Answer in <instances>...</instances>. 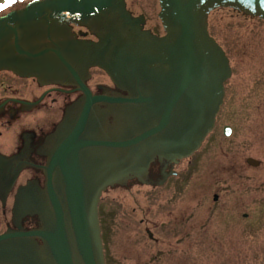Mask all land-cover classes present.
<instances>
[{
    "label": "water",
    "instance_id": "water-1",
    "mask_svg": "<svg viewBox=\"0 0 264 264\" xmlns=\"http://www.w3.org/2000/svg\"><path fill=\"white\" fill-rule=\"evenodd\" d=\"M159 4L161 37L144 29V17H133L125 0H35L0 17V71L53 83L68 81L77 67H99L125 93H87L80 121L61 131L43 195L30 185L15 201V219L38 215L42 226L29 230L17 221L1 235L0 264H105L101 193L142 181L155 160L195 156L213 132L232 69L208 17L227 8L221 11L264 27L254 19L264 20V0ZM71 23L87 26L98 42L72 40Z\"/></svg>",
    "mask_w": 264,
    "mask_h": 264
},
{
    "label": "flooded vegetation",
    "instance_id": "flooded-vegetation-1",
    "mask_svg": "<svg viewBox=\"0 0 264 264\" xmlns=\"http://www.w3.org/2000/svg\"><path fill=\"white\" fill-rule=\"evenodd\" d=\"M32 1L34 0H17L15 3L9 4L3 9L0 8V16L14 10L22 9ZM125 2L127 10L133 17H144L145 30H149L159 37L165 35V31L162 34H157L149 29L147 27L148 21L146 16L144 14L136 15L129 7L127 0H125ZM215 12L216 11H214V13ZM159 13L160 11L156 14V18L163 29L161 20L159 19ZM254 19L263 21L259 18ZM69 28L71 39L74 41L85 43L98 42V38L87 26L71 23ZM229 61L231 63L230 59ZM253 74L254 73L250 70L251 79H248L249 84L243 92L246 102L249 132H252L254 128V123L252 122L254 119L253 116H257L255 120H262V126L264 124V82H262L261 79V83L256 86L257 82H253ZM232 77L233 69L232 76L228 81H230ZM87 93L95 97L125 94L118 90L107 73L99 67H90L88 69L77 67L74 69V74L68 81H57L53 83H45L43 80H39L36 77L21 76L9 70L0 71V236L11 229H15V223L17 221L21 226L29 230L38 229L42 226V222L38 215L22 216L23 218L20 220L15 219V201L23 189L30 185L39 189L43 195L47 181L45 169L48 167L53 152L60 145V137L62 138L61 131L65 129L64 131L67 134L69 130L73 129V125L80 121L83 116V108L86 103ZM226 99L227 88L225 87L224 103L220 113L224 108ZM96 108L99 110L97 113L100 114L104 106L102 103H99L96 105ZM235 109H237L236 104L234 110ZM236 111H238V109ZM93 116L95 119H99L96 118L95 114ZM217 123L214 131L218 127ZM113 124H116V122H113ZM105 125L106 122H104L98 130L102 131ZM226 128L229 129L232 135L234 132L232 126H223L221 128L223 135L226 136ZM226 137L228 138L229 136ZM250 151L253 152L256 150L250 149ZM259 153V159L248 157L245 160V164L250 169L261 170L263 174L264 139L261 142ZM190 159H184L176 164L155 160V162L151 164L147 175L142 178V181L134 178L127 181L125 184L110 187L101 193L98 204V219L105 264L106 256L103 236L105 227L108 226L107 220H104V215L106 214L113 215L112 221L110 219V223L112 222L116 227L115 232L118 238L117 241L119 245L122 246V250L125 252L126 247L131 248L135 246L132 248L138 252L135 259H139L140 257L138 256L144 254L145 249H147L148 257L158 259V255L154 254V246L156 247L158 242L155 237V232L157 229L162 228L163 230L166 226L165 231H167L171 226L173 228L174 223H176L174 227L176 228L177 223L183 222V249L193 248L197 243L201 242L194 240L193 237L195 235L201 236L200 232L202 231H208V223L212 220L211 214L214 212L213 209L206 208L203 209L206 215H203L199 213L201 209H199L198 212L194 209L197 207L194 202L197 201L198 204L201 205L203 202L202 198L193 199L189 198L188 194H183V215L182 212L180 213L182 216L181 221L176 220V210L169 211V214L161 215L159 218L155 215V207L159 208L158 210L161 209V211H159L160 213H164V211L167 210L165 208L168 207L161 206L163 204H168V194L161 192L160 189L170 186L173 180H181L179 178L181 172L178 170V166L182 162L185 164L187 161V163H189L187 168L183 167V174L186 173L187 169L189 170V165L192 163ZM261 183L264 184V176L262 177ZM134 189H148L151 192L157 190V192H160L144 193L143 198L140 199L141 195H139L138 199L136 194L132 193ZM219 197L218 194H214L212 197V201L216 205L220 204ZM127 198L135 202L139 200L138 204L135 203L134 208H132L134 213L137 209L143 211L141 216L136 218V224L130 219H124L118 210H123V203L121 200L124 201L127 200ZM136 206L138 208H136ZM221 206H224L223 202H221ZM124 210L127 211L126 208ZM223 211L225 212V209ZM19 214L22 215L21 212ZM229 214L230 210H227L225 214L217 215V217L222 219L221 222L230 218L232 222L235 221L238 227L244 230L251 220V215L249 213H243V223L241 222V224H244V227L237 223L233 214ZM125 230H130L132 234L135 233L132 236L128 235L124 237L130 239V241L133 239V244H126L127 241H124V239L120 237V235H123L122 233H126ZM145 237L148 241L145 242L147 245L139 248L138 244L140 240H145ZM117 250L118 247L115 251V257L118 263L122 264L125 257H123V255L122 257H118ZM187 250L188 249L183 250V264H196V259H194ZM258 253L257 256L250 258L243 264H264V248ZM129 259L132 260L130 257Z\"/></svg>",
    "mask_w": 264,
    "mask_h": 264
},
{
    "label": "rangeland",
    "instance_id": "rangeland-1",
    "mask_svg": "<svg viewBox=\"0 0 264 264\" xmlns=\"http://www.w3.org/2000/svg\"><path fill=\"white\" fill-rule=\"evenodd\" d=\"M16 1L0 0V8ZM127 2L136 15L146 16L149 29L157 34L164 33L156 18V14L160 11L158 0H127ZM209 32L231 60L233 77L225 84L226 103L217 118V129L206 138L194 158L190 159L192 163L189 165V170L187 169V172L183 174L182 162L178 166L181 180H173L168 190L160 189L161 192L168 194V204L161 206L168 207L165 208L167 210L164 213H160L161 209L158 210L159 208L155 207V215L159 218L176 210V220L181 221L183 194H188L189 198L193 199L202 198L201 205L197 201L194 202L197 205L194 209L197 212L201 209L199 213L203 215H206L203 209H213L212 220L208 223V231H202L201 236L193 237L194 240L201 242L193 248L184 249H188V253L196 259V264H243L257 256L258 252L264 248V184L261 183L264 173L262 174L261 170L250 169L245 164L248 157L259 159V150L264 139V124L262 126V120H255L257 116H253L254 128L252 132H249L243 94L249 84L248 79H251L250 70L254 73L253 82H257L256 86L261 83V79L264 82V27L245 21L232 11L219 10L217 19H212V15L209 17ZM235 104L238 111L234 110ZM223 126L234 128V132L228 138L221 131ZM250 149L256 151L252 152ZM188 164L186 161L185 168ZM149 192L160 191L132 190L138 199L139 195L141 199L144 193ZM214 194L220 196L219 205L212 201ZM121 202L123 210L118 209L121 216L136 224V218L140 217L143 211L137 209L134 213L132 208L135 203L138 204L139 200L135 202L127 198ZM221 202L224 206H221ZM125 208L127 211L124 210ZM224 209L225 212L230 210L229 215L233 214L239 225L243 223L242 214L249 213L251 220L245 230L238 227V224L235 221L232 222L230 218L221 222L222 219L217 215L225 214ZM112 218V214L104 215V220L108 223L103 236L106 264H119L115 257L117 247L118 257L122 255L125 257L122 264H183V222L177 223L176 228L174 223L173 228L171 226L167 231H165L167 226L163 230L162 228L156 230L155 237L158 242L156 247L154 246V254L158 255V259L148 257L147 249L144 250V254L138 256L139 259H135L138 254L132 249L135 246L126 247L124 252L119 245L116 227L112 222L110 223ZM125 231L126 233H122L120 237L127 241L126 244H133V239L130 241L124 237L135 233L132 234L130 230ZM146 241V237L145 240H140L139 248L147 245Z\"/></svg>",
    "mask_w": 264,
    "mask_h": 264
},
{
    "label": "snow or ice",
    "instance_id": "snow-or-ice-1",
    "mask_svg": "<svg viewBox=\"0 0 264 264\" xmlns=\"http://www.w3.org/2000/svg\"><path fill=\"white\" fill-rule=\"evenodd\" d=\"M6 6V5H5Z\"/></svg>",
    "mask_w": 264,
    "mask_h": 264
}]
</instances>
